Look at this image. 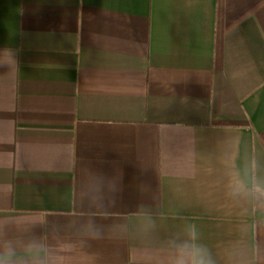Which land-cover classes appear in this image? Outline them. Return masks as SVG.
Masks as SVG:
<instances>
[{"label":"crops","instance_id":"1","mask_svg":"<svg viewBox=\"0 0 264 264\" xmlns=\"http://www.w3.org/2000/svg\"><path fill=\"white\" fill-rule=\"evenodd\" d=\"M249 156L264 176V0H0V249L137 264L195 224L217 264H264V203L222 162ZM94 173L121 178L103 208Z\"/></svg>","mask_w":264,"mask_h":264},{"label":"clouds","instance_id":"2","mask_svg":"<svg viewBox=\"0 0 264 264\" xmlns=\"http://www.w3.org/2000/svg\"><path fill=\"white\" fill-rule=\"evenodd\" d=\"M228 176L229 194L235 198H245L257 203H264V176L260 175V163L254 156L246 157L239 164L232 158L223 161ZM121 190L119 176L93 174V190L89 204L103 208L109 198L114 202ZM14 221L9 217H0V229H6ZM142 229L147 234L154 229ZM89 239H102L103 232L90 220L84 227ZM75 251V244L60 252L46 249L42 242L27 240L17 243L7 242L0 249V264H17L23 259L24 264H64L61 255L70 256ZM137 264H217L211 249L202 241L195 224H185L180 231L171 234L156 245L147 244L137 250ZM229 264H237L233 253H228Z\"/></svg>","mask_w":264,"mask_h":264}]
</instances>
